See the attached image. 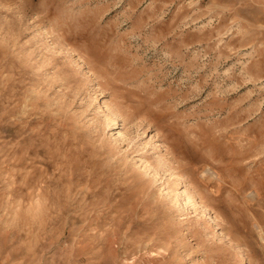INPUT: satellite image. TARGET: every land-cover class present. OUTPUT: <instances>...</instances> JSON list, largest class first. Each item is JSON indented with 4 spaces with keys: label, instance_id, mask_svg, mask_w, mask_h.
Instances as JSON below:
<instances>
[{
    "label": "rangeland",
    "instance_id": "1",
    "mask_svg": "<svg viewBox=\"0 0 264 264\" xmlns=\"http://www.w3.org/2000/svg\"><path fill=\"white\" fill-rule=\"evenodd\" d=\"M0 264H264V0H0Z\"/></svg>",
    "mask_w": 264,
    "mask_h": 264
}]
</instances>
